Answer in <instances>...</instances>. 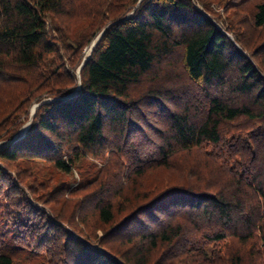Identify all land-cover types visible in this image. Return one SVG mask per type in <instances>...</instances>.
<instances>
[{
  "label": "trees",
  "instance_id": "16d2710c",
  "mask_svg": "<svg viewBox=\"0 0 264 264\" xmlns=\"http://www.w3.org/2000/svg\"><path fill=\"white\" fill-rule=\"evenodd\" d=\"M36 104L0 264H264V0H0V143Z\"/></svg>",
  "mask_w": 264,
  "mask_h": 264
},
{
  "label": "rangeland",
  "instance_id": "374dc122",
  "mask_svg": "<svg viewBox=\"0 0 264 264\" xmlns=\"http://www.w3.org/2000/svg\"><path fill=\"white\" fill-rule=\"evenodd\" d=\"M90 49H91V46H85L82 49L83 57H84V55L85 56L86 55L88 56L90 54ZM34 106H32L31 109H30L31 110V113H32V110H33ZM31 117L32 116L30 114L29 120L27 122L26 121L24 122V124L22 125L20 131L23 130V129H25V128H29L30 127ZM26 131L23 132V134L21 135L20 138H18L17 140H13L9 144H14L16 142H20V140L24 137ZM9 144H7V143H0V149L6 148V146L9 145ZM86 163H92V162L90 160H87ZM97 164H100V162H98ZM21 165L22 164H19V166H21ZM36 167L37 168H36L35 171H37L39 175H41V176H44L45 175L47 177H50L49 184H48L49 185V188H50L49 190H51L55 186H58L60 182H66V183H70L71 184L74 181H76V182L79 181V179H80V175H79V173L77 171H74L72 175H65V174H62V173H59V172L54 171L50 166H48L46 164L45 161H38V164L36 165ZM86 168H87V165L84 164V168L83 169H86ZM37 206L40 207L41 205H37ZM44 210L47 212L48 209L47 208H44Z\"/></svg>",
  "mask_w": 264,
  "mask_h": 264
},
{
  "label": "water",
  "instance_id": "95a60500",
  "mask_svg": "<svg viewBox=\"0 0 264 264\" xmlns=\"http://www.w3.org/2000/svg\"><path fill=\"white\" fill-rule=\"evenodd\" d=\"M98 40H99V38H97V40H96V41L93 43V45L91 46L90 53H91L93 47L96 45V43H97ZM88 57H89V55L83 60V62H82V64H81L80 68L84 65V63H85V61L87 60ZM80 68H79V69H80ZM77 90H78V87L75 89L74 92H72L70 95H68V96H66V97H69V96L73 95ZM44 102H45V101H44ZM40 105H41V104H37V105L34 106V108H33V110H32V113H31V116H33V115L35 114L36 109H37ZM27 129H28V128H25V129L21 130V131H20V132L14 137L13 140H17L18 138H20L21 135L23 134V132H25ZM13 140H12V141H13ZM12 141L7 142V144L11 143Z\"/></svg>",
  "mask_w": 264,
  "mask_h": 264
},
{
  "label": "bare ground",
  "instance_id": "6f19581e",
  "mask_svg": "<svg viewBox=\"0 0 264 264\" xmlns=\"http://www.w3.org/2000/svg\"><path fill=\"white\" fill-rule=\"evenodd\" d=\"M88 52V51H87Z\"/></svg>",
  "mask_w": 264,
  "mask_h": 264
}]
</instances>
